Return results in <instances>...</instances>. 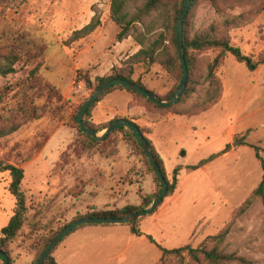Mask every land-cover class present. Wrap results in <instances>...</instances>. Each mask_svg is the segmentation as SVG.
<instances>
[{"label": "rangeland", "instance_id": "374dc122", "mask_svg": "<svg viewBox=\"0 0 264 264\" xmlns=\"http://www.w3.org/2000/svg\"><path fill=\"white\" fill-rule=\"evenodd\" d=\"M262 1L199 0L192 11L189 7L184 21L187 18L193 30L202 31ZM111 4L112 0H7L0 8V48L12 47L23 53L15 73L0 76V103H4L0 105V127L8 103L15 109H29L30 113L45 107L40 120L32 117L18 132L0 139V231L8 225L16 207L8 190L11 176L3 167L12 165L25 172L21 186L26 198L25 223L7 247L13 264H32L40 250L34 244L41 247L73 219L92 212L91 207L87 211L85 208L91 203L93 179L109 178L116 192L129 180L136 182L140 184V198L144 196L141 188L146 189L149 179L157 189L145 159L124 141L122 133L88 148L82 145L73 121L78 107L92 93L86 77L95 85L97 78L109 77L113 67H120L166 32L167 17L161 9L147 15L143 13L146 0H127L126 12L135 22L130 36L118 42L120 29L110 19ZM93 19L101 22L100 27L67 46L72 33ZM230 37L232 46L257 60L264 51V11L252 24L232 30ZM215 55L212 51L199 54L201 78L188 105L206 100L210 90L207 68ZM37 66L40 70L33 76ZM216 76L225 92L217 105L193 118L174 116L173 122L155 128L156 136L169 128L159 139L162 144L168 139L173 141L165 147L172 160L168 167L184 165L182 202L174 204L149 235L166 249L189 244L197 247L207 237L218 234L262 179V167L251 146L260 147L264 159V64L250 72L228 54ZM134 78L160 98H166L175 85L159 65L138 66ZM23 89L26 95H22ZM131 99L137 105L127 91L108 94L93 112L94 118L92 113L91 121L101 124L112 116L114 120L124 119V114L141 111L129 108ZM24 102L26 106H22ZM228 132L233 133L228 145L231 153L208 164L206 170L188 168L223 151ZM120 135L131 150L129 154L127 148L119 147ZM114 157L116 163L105 160ZM168 176L172 179V172ZM100 201L96 200L98 207ZM146 236L132 235L127 225H84L59 244L61 264H156L161 251ZM225 246L229 253L245 257L250 264H264V199H254L236 220Z\"/></svg>", "mask_w": 264, "mask_h": 264}, {"label": "trees", "instance_id": "16d2710c", "mask_svg": "<svg viewBox=\"0 0 264 264\" xmlns=\"http://www.w3.org/2000/svg\"><path fill=\"white\" fill-rule=\"evenodd\" d=\"M6 1L7 0H0V8ZM27 1L28 0H22V2L24 3H26ZM198 1L199 0H191L190 11H192V9L197 5ZM126 4L127 0H112L110 8V19L120 29L117 35L118 42H121L125 38L130 36V31L135 22V18L129 19V15L126 12ZM183 6V0H146V4L143 11L144 14L148 15L151 12H156L161 9L166 15L167 23L165 26V33L167 34V37L164 35L165 33H161L158 38L150 44L149 47L142 48L140 51H138V53L132 55L127 60L122 62L120 67H113L112 75H110L109 77L97 78V83L95 85L91 82L89 78L86 77L85 83L92 92L91 95L98 87L113 79L127 80L131 83L140 85L150 93L156 95L153 91L149 90L141 82L140 79H135L134 75L138 66L159 65L161 69L166 71L175 82L173 89L169 92L167 97L161 98L164 101L170 99L176 93L183 76V68L179 60L176 43L177 20L183 9ZM263 11L264 1L257 5V7L247 12L241 13L240 15L232 19L225 20L220 24L214 23L209 28L202 31L193 30L188 19L186 18L183 24V45L185 60L188 67V80L186 88L178 103L172 105L169 108H164L156 105L144 95L130 91L123 86L114 85L109 91L103 94L96 101V103L87 111L84 116V121L95 131L102 132L112 122L120 120L119 118H117L111 122L99 125L91 121L92 113L96 110L98 104L108 94L113 93L115 91H127L132 95L137 106L145 109L146 112L150 114H172L176 116L194 117L207 112L215 105H217L222 99L223 86L220 79L216 76V70L223 66L225 58L228 54H231L238 63L245 64L250 72L256 71L259 66L264 64V51L260 54L258 59L255 60L253 57L245 55L239 47L232 46L230 37V32L232 30L243 28L252 24ZM100 25L101 22L98 19H93L92 22H90L82 29L74 31L69 40L66 41V45L70 47L77 41L87 38L88 36L93 34L100 27ZM208 51L216 53L214 59L208 64L207 68L206 81H208L209 83L210 90L208 91L205 101L194 105H188V101L196 92V88L199 85L201 78V75L199 73L200 70L198 68V56L199 54ZM22 56L23 53L19 49L12 47L0 48V76L5 77L9 74L15 73V65L18 63ZM39 70L40 68L39 66H37L33 71V76H35ZM21 92L22 95L27 94V90L25 89H23ZM85 103L86 101L78 107L73 116V121L80 134L82 145L88 148H94L97 145H102L106 143L115 133H122L124 141H128L129 144L133 148H136L145 159V162L147 163L150 171L153 173L157 189L153 195L143 196L141 198V204L139 206H126L123 209H114L109 211H92L84 216L76 217L68 225L83 218L119 219L129 214L137 213L141 210L150 207L154 198L158 194H160L162 188L159 178L153 172L152 167L144 151L142 150L140 143L137 141L134 133L125 128H117L105 140L100 142L95 141L91 139L88 135L82 133L77 124V116ZM2 104L4 103H0V105ZM8 105L10 106L9 108L4 107L6 113L2 117L3 125L0 127V139L9 137L14 133L18 132L25 124L32 120V117L35 120H40L45 113V107L37 109L33 113H30L29 109H26L24 107L15 109L10 105V103H8ZM26 105L27 103L24 102L22 106ZM124 119L137 126L144 136L145 133L148 132L140 128L137 124L130 121L128 118ZM145 138L151 147V151L159 167L161 168L165 180L167 181L168 194L166 198L170 197L174 194L176 190L179 176L181 171L183 170V167H175L172 171V179H170L159 154L155 150L151 141L146 136ZM251 147L254 149L256 158L260 162V165L262 167V179L257 188L252 192L251 196L233 214L231 222L226 224L225 227L215 236H209L204 239L197 247H193L189 244L176 249H166L158 245L151 236H146V238L151 243L155 244L161 251L160 259L156 264H250V262L245 257L238 256L234 253H229L226 250L225 243L236 220L248 210V208L253 203V200L257 198L264 199V159L261 156L262 149L258 146ZM228 152L229 146H227L223 151L211 155L205 160H202L197 165L189 166L188 168L193 171H196L210 164L220 156L227 154ZM3 170L10 173L11 182L8 187V190L9 193L15 198L16 207L8 225L2 228V230L0 231V250L7 254V256L9 257V263L13 264V260L7 251V247L8 244H10V242L18 236L25 223L26 198L21 190V186L25 177V172L22 168L12 165L3 167ZM156 211L157 209L154 211V213ZM142 220L143 218L130 224H127V226H129L130 228V232L132 235L137 237L145 235L141 232L140 229V222ZM68 225L64 226L63 228L59 229L54 234H52L41 247H39V245L36 246V244H34V247L38 249L40 248V250L35 259L33 260L32 264H36L40 255L51 242V240L54 239ZM57 247L52 251V253L49 255L44 264H58L54 257V252L56 251ZM0 264H3V259L1 257Z\"/></svg>", "mask_w": 264, "mask_h": 264}, {"label": "water", "instance_id": "95a60500", "mask_svg": "<svg viewBox=\"0 0 264 264\" xmlns=\"http://www.w3.org/2000/svg\"><path fill=\"white\" fill-rule=\"evenodd\" d=\"M184 6L183 9L178 17L177 20V30H176V43H177V51L179 55V60L183 68V76L180 81L179 87L176 91V93L168 100L164 101L158 96L150 93L140 85L131 83L124 79H113L100 87H98L94 93L89 97V99L86 101L82 109L80 110L78 116H77V124L82 131V133L88 135L91 139L95 141H103L105 140L114 130L117 128H125L132 133L135 134L137 141L140 143V146L142 150L144 151L153 172L157 175V177L160 180L161 184V192L158 194L150 207L141 210L137 213L129 214L123 218L115 219V218H83L80 219L70 225H68L66 228H64L54 239L51 240V242L48 244V246L44 249L42 254L40 255L39 259L37 260L36 264H44V262L47 260L49 255L52 253V251L62 242V240L67 237L71 232H73L75 229L84 226V225H91V224H115V225H127L132 222H135L137 220H140L146 216L152 215L154 211L163 203L164 199L166 198L168 194V184L165 180L161 168L159 167L152 151L149 143L147 142L145 136L140 132V129L135 126L133 123L125 120L120 119L117 121L112 122L104 131L97 132L94 129H92L85 121L84 116L87 113V111L96 103V101L107 91H109L114 85H120L125 87L126 89L139 93L141 95L146 96L150 101L155 103L158 106L169 108L172 105H175L180 100L187 84L188 80V67L185 60L184 55V45H183V24L184 19L187 15V12L190 7L191 0H183ZM235 146V145H234ZM0 257L3 259V264H10L9 263V257L6 253L0 250Z\"/></svg>", "mask_w": 264, "mask_h": 264}, {"label": "crops", "instance_id": "0c3cea01", "mask_svg": "<svg viewBox=\"0 0 264 264\" xmlns=\"http://www.w3.org/2000/svg\"><path fill=\"white\" fill-rule=\"evenodd\" d=\"M224 95H225V92L223 93L222 99L224 98ZM99 106H101V102L99 103L98 107ZM134 107L140 108L141 111L137 112L136 114H132L131 116H126L124 114L122 116V118H128V119H130V121L137 124L140 128L148 131L147 133H145V136L151 141L155 150L157 151L160 158L162 159L167 174L171 173L173 171V169L177 166H182L184 169V165H182V164H178L174 168L168 167V163L171 162L172 160L169 157L168 152L165 150V147H167L168 145H171L173 143V141H172V139L171 140L168 139L166 144H164V143L162 144L161 142H159V139H161L163 136H165V134L169 131V128L162 129V133L159 136L155 135L156 125L161 124V123L168 124L169 122H173L174 116H176V115H172V114H167V115L150 114V113L146 112V110H144L143 108L135 105L133 103V100L131 99V101L129 103V108L133 109ZM179 117L193 118V117H185V116H179ZM93 118H94V113H93ZM113 120H114V116H112L111 118L106 119L105 121L101 122V124L111 122ZM97 124H100V123H97ZM196 132L197 131L194 130V133H196ZM232 134L233 133H231V132H228V134H226V137H225L226 139L224 140V144L226 146L231 144L232 137H233ZM121 136L122 135H120L119 147L124 146L125 148H127L126 149L127 154H129L131 150L128 147V145L124 141L121 140ZM233 145H236V143H234ZM228 153H231V151ZM105 160H106V162H109V163H116L115 157L109 158V159L106 158ZM109 166L110 165H108V167ZM206 167H207V165L198 169L197 171L206 170ZM105 180L106 179L99 177V178L93 179V181H91L92 186L90 187L91 193L89 195L91 197L90 198L91 203L89 206H86V208H85L86 211L89 209V207H91L92 211H94V210L109 211V210H114V209H123L126 206H139L141 204V198L139 195L140 184H138L136 182H130V180H129L127 182V186L122 187L121 189L118 190V192H116L117 189H114L111 186L110 183H112V182L109 181L110 179L108 178V181H105ZM149 180L146 183V185H147L146 189L144 188V186L141 188L142 194L144 196L153 195L156 191V186H154V184H152V182H149ZM181 184H182V171H181V174L179 176V180H178L177 187H176L174 194L170 197L165 198L163 203L157 208V211L154 214L144 217L143 220L140 222L141 232L143 234H145L144 236H141V238H145L146 235H151L152 230H154L155 225L171 212L172 206L174 204H180L182 202V193L184 192V190L181 189ZM85 194L86 193H83V195H85ZM79 198H81V197H79ZM99 199H101V201H100L101 206L100 207H98L96 205V203H97L96 200H99ZM144 221L148 222V223H145V224H147L146 228L143 226ZM58 247H57L56 251L54 252V257H55L57 263L61 264L62 255L59 252ZM23 264H26V262H23Z\"/></svg>", "mask_w": 264, "mask_h": 264}]
</instances>
